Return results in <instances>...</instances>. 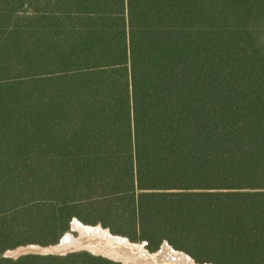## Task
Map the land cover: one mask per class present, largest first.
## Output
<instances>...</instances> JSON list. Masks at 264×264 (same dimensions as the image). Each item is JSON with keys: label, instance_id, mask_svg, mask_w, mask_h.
<instances>
[{"label": "trees", "instance_id": "trees-1", "mask_svg": "<svg viewBox=\"0 0 264 264\" xmlns=\"http://www.w3.org/2000/svg\"><path fill=\"white\" fill-rule=\"evenodd\" d=\"M73 218L264 264V0H0V264Z\"/></svg>", "mask_w": 264, "mask_h": 264}, {"label": "bare ground", "instance_id": "bare-ground-1", "mask_svg": "<svg viewBox=\"0 0 264 264\" xmlns=\"http://www.w3.org/2000/svg\"><path fill=\"white\" fill-rule=\"evenodd\" d=\"M72 227L78 236L71 241L67 238L71 248H83L94 255L129 264H196L191 257L167 244L151 253L141 243H132L125 237L111 235L99 226L80 225L73 221Z\"/></svg>", "mask_w": 264, "mask_h": 264}, {"label": "water", "instance_id": "water-1", "mask_svg": "<svg viewBox=\"0 0 264 264\" xmlns=\"http://www.w3.org/2000/svg\"><path fill=\"white\" fill-rule=\"evenodd\" d=\"M73 221H76L78 222L80 225H85L83 223H81L79 220H77L76 218H73L69 224V229L67 232H65L59 239L56 243L54 244H49V245H39V244H27V245H21V246H17L16 248L14 249H10V250H6L4 253H3V257L5 258H12V259H16L20 256H24V255H30V254H36V255H65V254H68V253H73V252H79V251H86L85 249L83 248H71V244L68 243V239L67 238H70V241L71 239L74 240L77 236H78V232L73 229L72 227V222ZM95 226H99L101 227L102 229H106L110 234L111 232L109 231V229L107 228H103L101 225H95ZM113 235V234H111ZM68 236V237H66ZM118 236V235H117ZM121 237V236H120ZM128 241L129 239L126 238ZM146 244V242H142V247H144ZM163 244H167L169 245L166 241H163L161 243V245L159 246V248L163 245ZM170 246V245H169ZM171 247V246H170ZM158 248V249H159ZM174 249V248H172ZM175 250V249H174ZM178 251V250H176ZM86 252H89V251H86ZM182 252V251H180ZM90 253V252H89ZM184 253V252H183ZM92 255H94L93 253H90ZM186 254V253H184ZM187 255V254H186ZM95 256H100V255H95ZM189 256V255H188ZM103 257V256H101ZM190 257V256H189ZM103 258H106V259H109L111 261H114V262H117V263H121V264H129V263H123L121 262L120 260H113V259H110V258H107V257H103ZM194 261V260H193ZM195 262V261H194ZM196 263V262H195ZM198 264V263H196ZM203 264H210V263H203Z\"/></svg>", "mask_w": 264, "mask_h": 264}, {"label": "rangeland", "instance_id": "rangeland-1", "mask_svg": "<svg viewBox=\"0 0 264 264\" xmlns=\"http://www.w3.org/2000/svg\"><path fill=\"white\" fill-rule=\"evenodd\" d=\"M98 225H99V224H98ZM89 226H93V225H89ZM68 229H69V228H68ZM67 231H68V230H67ZM67 231H65V232H67ZM65 232H64V233H65ZM64 233H63V234H64ZM63 234H62V235H63ZM118 236H119V235H118ZM121 237H123V236H121ZM125 238H126V237H125ZM129 241H130V240H129ZM130 242H132V241H130ZM132 243H134V242H132ZM135 243H141V244H142V242H135ZM144 247H145V249H146L147 251H149V250L147 249V247H146V244H145ZM172 248H173V247H172ZM9 250H10V249H9ZM159 251H160V250H159ZM149 252H150V251H149Z\"/></svg>", "mask_w": 264, "mask_h": 264}]
</instances>
